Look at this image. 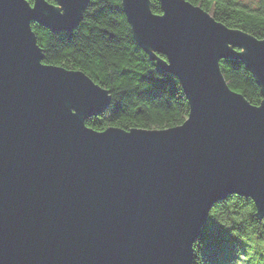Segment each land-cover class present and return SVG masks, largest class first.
<instances>
[{"label":"water","instance_id":"water-1","mask_svg":"<svg viewBox=\"0 0 264 264\" xmlns=\"http://www.w3.org/2000/svg\"><path fill=\"white\" fill-rule=\"evenodd\" d=\"M121 0L136 43L187 97L164 129L86 124L109 92L43 62L32 29L71 31L89 0H0V264H193L214 203L250 197L264 217V38L187 0ZM221 59L260 86L251 104Z\"/></svg>","mask_w":264,"mask_h":264},{"label":"trees","instance_id":"trees-1","mask_svg":"<svg viewBox=\"0 0 264 264\" xmlns=\"http://www.w3.org/2000/svg\"><path fill=\"white\" fill-rule=\"evenodd\" d=\"M187 1L230 28L264 38V0L255 5L241 0ZM150 2L153 12H162L158 0ZM32 29L44 63L81 70L109 92L110 103L86 120L89 127L164 129L187 118L188 100L179 79L159 68L136 43L121 0H89L71 31L52 32L35 22ZM219 66L232 90L251 104L260 103V86L242 61L221 59ZM193 246V264H264V217L250 197L229 194L214 203Z\"/></svg>","mask_w":264,"mask_h":264},{"label":"rangeland","instance_id":"rangeland-1","mask_svg":"<svg viewBox=\"0 0 264 264\" xmlns=\"http://www.w3.org/2000/svg\"><path fill=\"white\" fill-rule=\"evenodd\" d=\"M241 1L248 5H255L256 3V0H241Z\"/></svg>","mask_w":264,"mask_h":264}]
</instances>
